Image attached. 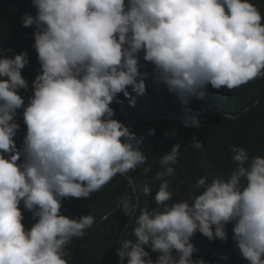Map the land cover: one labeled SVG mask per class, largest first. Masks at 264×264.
<instances>
[{
	"label": "clouds",
	"instance_id": "obj_1",
	"mask_svg": "<svg viewBox=\"0 0 264 264\" xmlns=\"http://www.w3.org/2000/svg\"><path fill=\"white\" fill-rule=\"evenodd\" d=\"M32 6L36 14L24 15L22 26H35L40 68L26 105L18 90L28 87L21 75L27 52L0 57V264H67L66 246L84 237L94 218L62 215V199H90L146 162L144 136L113 119L110 107L122 103L120 93L135 106L129 87L137 96L145 92L139 54L184 103L209 85L232 90L264 76V16L250 0H32ZM22 107L26 135L17 149ZM197 115H186L184 126L200 127ZM201 147L193 136L185 149ZM179 148L160 155L154 195L143 188L154 208L137 215L139 196L133 204L127 192L117 202L135 238H120L117 264H205L192 259L190 238L199 232L225 241L230 222L242 258L264 264V156L231 146L235 167L227 177L201 176L188 200L169 204ZM128 187L135 192L131 180ZM21 202L36 219L28 230ZM145 246L159 254L155 261Z\"/></svg>",
	"mask_w": 264,
	"mask_h": 264
},
{
	"label": "trees",
	"instance_id": "obj_2",
	"mask_svg": "<svg viewBox=\"0 0 264 264\" xmlns=\"http://www.w3.org/2000/svg\"><path fill=\"white\" fill-rule=\"evenodd\" d=\"M250 2L264 16V0ZM26 14H36L32 0H0V57H12L22 51L28 54L29 63L21 70L28 87L26 90H18L25 105L33 95L32 82L40 68L37 54L32 47L35 26H22V17ZM139 56L142 65L139 71L147 73L144 78L145 92L137 96L129 87L130 95L135 97V106H130L129 99L120 93L117 99L122 103L113 102L110 107L114 110L113 119L127 126L137 138L144 136L140 150L145 155L146 162L125 175L117 174L98 192L93 193L90 199H62V215L69 218L92 215L94 218V224L86 230V235L73 238L66 246L67 256L64 259L67 264H117L115 250L120 247V238L135 239L130 235L134 223L128 224L130 217L116 209L117 202L127 192L133 196V204H136V197L139 196L137 215L145 208L155 207L152 196L145 195L143 188L146 185L151 187L152 195L158 190L160 181L154 179L160 170L158 160L173 145L179 143L180 148L175 165L176 174L174 178H170L172 200L169 204L188 200L189 195L196 192L195 181L201 176L227 177L229 170L235 167L231 160V146H243L250 158L264 156V76L232 90L223 87L217 90L209 85L201 98L187 97V103H184L156 79L153 65L142 59V52ZM185 109L191 111L186 113ZM22 113L23 107L17 110L15 117V122L19 125L14 137L17 149L22 146L23 137L26 135ZM197 113L200 127H185V116ZM150 128H155L154 135H148ZM173 131L175 135L171 134ZM165 132L169 133L167 137L164 136ZM193 136L201 142L202 147L185 149ZM22 160L21 156L17 163ZM129 180L135 186L134 193L128 187ZM19 207L24 217L22 223L28 230L36 219L30 211L24 209L22 202ZM105 216L107 219H104ZM232 228L231 222L225 225V241L218 238L209 241L196 232L190 238L196 249L192 259L203 258L205 264H248L232 239ZM145 251L153 261L159 255L147 246ZM124 264H127V260Z\"/></svg>",
	"mask_w": 264,
	"mask_h": 264
}]
</instances>
